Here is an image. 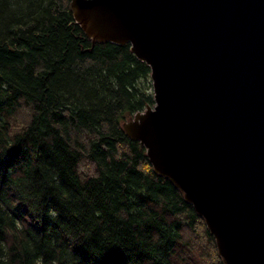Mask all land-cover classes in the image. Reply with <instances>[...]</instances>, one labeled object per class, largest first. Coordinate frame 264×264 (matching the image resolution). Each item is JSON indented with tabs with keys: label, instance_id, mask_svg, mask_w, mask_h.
I'll use <instances>...</instances> for the list:
<instances>
[{
	"label": "trees",
	"instance_id": "1",
	"mask_svg": "<svg viewBox=\"0 0 264 264\" xmlns=\"http://www.w3.org/2000/svg\"><path fill=\"white\" fill-rule=\"evenodd\" d=\"M148 105L149 66L70 0H0V264H223L122 128Z\"/></svg>",
	"mask_w": 264,
	"mask_h": 264
},
{
	"label": "water",
	"instance_id": "2",
	"mask_svg": "<svg viewBox=\"0 0 264 264\" xmlns=\"http://www.w3.org/2000/svg\"><path fill=\"white\" fill-rule=\"evenodd\" d=\"M93 41L129 44L154 105L124 121L183 192L223 264H264V0H70Z\"/></svg>",
	"mask_w": 264,
	"mask_h": 264
}]
</instances>
